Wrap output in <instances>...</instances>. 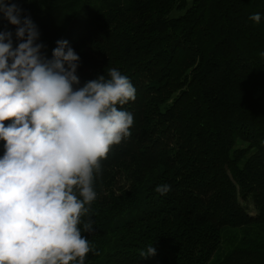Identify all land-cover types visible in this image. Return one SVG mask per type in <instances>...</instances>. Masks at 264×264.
<instances>
[{
	"label": "trees",
	"instance_id": "16d2710c",
	"mask_svg": "<svg viewBox=\"0 0 264 264\" xmlns=\"http://www.w3.org/2000/svg\"><path fill=\"white\" fill-rule=\"evenodd\" d=\"M8 2L48 59L69 42L76 87L116 68L136 89L131 135L103 161L84 218L99 253L85 264H264V0ZM16 29L0 13L14 48Z\"/></svg>",
	"mask_w": 264,
	"mask_h": 264
},
{
	"label": "clouds",
	"instance_id": "9594fccd",
	"mask_svg": "<svg viewBox=\"0 0 264 264\" xmlns=\"http://www.w3.org/2000/svg\"><path fill=\"white\" fill-rule=\"evenodd\" d=\"M21 11L0 0L21 41L14 48L12 33L0 31V264H85L95 250L82 234L94 222L84 218L103 161L131 135L134 117L123 106L136 89L116 68L76 87L78 54L59 39L44 56L37 26ZM155 254L152 245L140 251L142 259Z\"/></svg>",
	"mask_w": 264,
	"mask_h": 264
},
{
	"label": "rangeland",
	"instance_id": "374dc122",
	"mask_svg": "<svg viewBox=\"0 0 264 264\" xmlns=\"http://www.w3.org/2000/svg\"><path fill=\"white\" fill-rule=\"evenodd\" d=\"M246 205L248 206V209L249 211L252 213V214H255V209L253 207V205L251 203H246Z\"/></svg>",
	"mask_w": 264,
	"mask_h": 264
}]
</instances>
